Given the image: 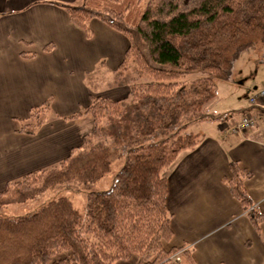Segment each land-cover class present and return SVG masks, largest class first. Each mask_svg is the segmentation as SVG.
<instances>
[{
	"label": "trees",
	"instance_id": "16d2710c",
	"mask_svg": "<svg viewBox=\"0 0 264 264\" xmlns=\"http://www.w3.org/2000/svg\"><path fill=\"white\" fill-rule=\"evenodd\" d=\"M78 1L61 6L87 36L98 19L127 38L115 84L129 87L128 96L93 97L83 113L92 117L93 129L82 145L58 164L9 183L0 209L38 200L61 185L99 181L115 156L124 164L110 189L88 193L85 214L59 197L24 216H0V264H115L137 255L138 264H196L191 250L164 245L174 233L163 173L198 145L189 127L215 119L208 105L218 83L229 81L245 51L264 45V0ZM194 73L203 76L190 80ZM48 102L32 110L21 132L36 133ZM230 170L231 194L260 230L264 214L252 208L245 188L252 174L238 162ZM177 254L181 262L172 259Z\"/></svg>",
	"mask_w": 264,
	"mask_h": 264
},
{
	"label": "crops",
	"instance_id": "0c3cea01",
	"mask_svg": "<svg viewBox=\"0 0 264 264\" xmlns=\"http://www.w3.org/2000/svg\"><path fill=\"white\" fill-rule=\"evenodd\" d=\"M76 1L0 0V193L28 173L58 164L82 145L93 129L92 117L83 114L93 97L128 96L117 92L124 87L104 86L125 58L127 38L98 19L90 22L87 36L61 6ZM237 73L235 65L229 81L217 85L216 99L224 105L208 108L215 119L195 123L205 127L198 145L181 152L163 173L174 233L164 245L191 250L196 264H264V225L260 230L253 226L229 187L230 163L238 162L252 174L245 181L252 208L264 214V105L250 103L264 87V77L244 84L251 93L243 103L241 83L234 80ZM222 83L239 89L232 86L229 95L221 94ZM47 102L36 133L21 132L32 110ZM78 113L83 114L79 120H67ZM245 115L253 127L234 132ZM82 121H89L87 129Z\"/></svg>",
	"mask_w": 264,
	"mask_h": 264
},
{
	"label": "rangeland",
	"instance_id": "374dc122",
	"mask_svg": "<svg viewBox=\"0 0 264 264\" xmlns=\"http://www.w3.org/2000/svg\"><path fill=\"white\" fill-rule=\"evenodd\" d=\"M79 1L77 0L76 2H73L69 5H78ZM264 45H258L252 49H249L247 51H245L241 57L239 58L238 62L236 63V66L238 68V73L236 74V76L234 77V80H237L238 82L241 83V88L240 91L242 90L241 94H243L241 96V101L243 103H246V100L248 99L249 93H251L250 91H248V88L244 87L245 85H248L251 82H256L257 83V77L259 78H263L264 77V65L262 64L261 61H263L264 59ZM115 74L116 72H110L109 75L107 76L108 78L106 79V81L104 82V86L106 89L107 85L110 84L111 86H115ZM203 76L201 73H194L189 75L190 80H193L197 77ZM103 83V82H101ZM239 83V84H240ZM117 86V85H116ZM235 86L237 89L238 85H233V84H227V83H222L220 85V93L224 94V95H229L228 90L232 87ZM109 87V90H111ZM122 88V87H121ZM247 90V91H246ZM118 94H120L119 96H123V95H128L129 93V87H124L122 89L117 90ZM125 97V96H123ZM237 97H232L229 100H225L226 102L228 101H234L236 100ZM220 100H213L208 106L211 107L213 105H215L214 107H216L218 105L219 106H223ZM231 103V102H230ZM234 103V102H233ZM239 107V106H236ZM79 118H75L74 120H76ZM72 120V119H67ZM79 122V121H76ZM87 122L89 121H82L81 123V127L83 129H87ZM80 125V123H77V125ZM72 125V124H70ZM89 125V123H88ZM204 128L203 125H198L195 124L191 127V129H189V132L195 133V134H201L204 135ZM89 130V128H88ZM90 132V131H89ZM124 160L125 158H117L116 156L113 157L112 159V169L111 172L109 174H107L104 178H102L99 181L96 182H92L89 184H83V185H61L55 189L49 190L48 192H46L42 197H40V199L35 200V201H29L26 202L24 204H16V205H11L7 208L4 209H0V216L1 217H9V218H14V217H20V216H24L30 213H33L34 211H36L39 207H41L42 205L46 204L47 202L57 199L59 197H67L68 199H70L74 206L79 209L81 212H83L84 214L87 211V198H88V193L90 191H103V190H108L111 188L115 177L118 173V171L120 170V168L123 166L124 164ZM66 255V254H64ZM139 255L134 256L128 264H138L139 262Z\"/></svg>",
	"mask_w": 264,
	"mask_h": 264
},
{
	"label": "built area",
	"instance_id": "2783aa9c",
	"mask_svg": "<svg viewBox=\"0 0 264 264\" xmlns=\"http://www.w3.org/2000/svg\"><path fill=\"white\" fill-rule=\"evenodd\" d=\"M250 103L252 106H260L264 105V87L258 90L251 98ZM253 127V120L249 115H245L241 123H239L235 128L234 132L245 131L248 128ZM173 260L177 262H181L180 254L175 255L172 257Z\"/></svg>",
	"mask_w": 264,
	"mask_h": 264
}]
</instances>
